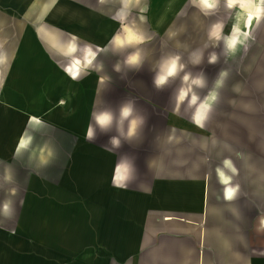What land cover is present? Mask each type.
I'll return each instance as SVG.
<instances>
[{
	"label": "crops",
	"instance_id": "crops-1",
	"mask_svg": "<svg viewBox=\"0 0 264 264\" xmlns=\"http://www.w3.org/2000/svg\"><path fill=\"white\" fill-rule=\"evenodd\" d=\"M159 1L150 22L167 7L176 31L146 51L131 97L109 61L77 78L67 64L152 0H57L70 25L16 32L1 13L0 264H264V0ZM125 102L144 120L131 139ZM102 111L116 119L98 136Z\"/></svg>",
	"mask_w": 264,
	"mask_h": 264
},
{
	"label": "rangeland",
	"instance_id": "rangeland-1",
	"mask_svg": "<svg viewBox=\"0 0 264 264\" xmlns=\"http://www.w3.org/2000/svg\"><path fill=\"white\" fill-rule=\"evenodd\" d=\"M53 1V2H52ZM57 0H51L50 3L48 0H0V15L1 13H7L9 14L10 18L13 19L12 28L14 29V32H16L17 29L22 28L24 25L23 21L26 23H29L30 25H36V24H59V23H66L70 25L74 21V17L70 14H67L63 16L64 9L63 7L61 8H56L53 6ZM84 1V0H82ZM87 1V0H85ZM52 2V3H51ZM141 1H138V4ZM159 0H152V7L151 11H145V13H136L137 15L134 14H129V18L126 20L127 24L126 25H121L117 28L116 36L114 37L113 41H110L107 43V45L104 47L105 49L101 50L98 54H94V60L93 64L89 65L86 67L85 70L88 72H102L104 70L105 62L109 61V65H111L110 71L109 72H115V77L113 74H110L107 72L106 77L108 76H113L114 78H110L111 81H116L118 80L121 82V86L123 91L125 92L126 95L131 97L133 94L132 89H131V80L129 81L128 78L131 74H142L147 68L150 63V59L144 61V57L146 56V51L152 46L156 40L162 39V33L166 32V36L172 35L176 30H175V25H171L167 27L166 23L171 22V17L170 19H167V12L165 16L162 18L160 25L162 26L161 28L159 26L156 27V23L153 25L150 22L149 14H154L153 9L158 6ZM57 4V3H56ZM52 5V6H49ZM161 5L156 8L155 12L161 10ZM188 6V11L186 12L187 15L188 13H191L189 11ZM159 8V9H158ZM52 11V12H51ZM52 13V19L48 18H43L44 15H48V13ZM25 16L26 14H28ZM33 13V14H32ZM157 13V12H156ZM167 19V20H166ZM136 20H138L136 22ZM53 21V23H52ZM149 21V22H148ZM148 23V24H147ZM7 22L6 20H1L0 21V30L2 28L7 27ZM150 24V26H149ZM238 23H236L237 26ZM131 25L133 28H127L126 26ZM235 26V27H236ZM198 28V26H197ZM16 37L15 40L17 39V35L13 33ZM6 40V41H5ZM163 40V39H162ZM161 40V41H162ZM1 41V39H0ZM4 44H7L8 40L5 38ZM3 43V42H2ZM4 44H0V55L3 53L2 51V46ZM14 46V43L12 46H10V50H12ZM91 50V49H90ZM92 51V50H91ZM155 52L157 51L156 49L154 50ZM93 52V51H92ZM85 53V52H84ZM84 53H82L81 57L75 56L74 58L72 57L69 59V63H71L74 59L79 60L82 64H80L81 69L83 70L84 68ZM94 53V52H93ZM8 61L7 58H4L2 62L5 64ZM112 61V62H111ZM68 63V64H69ZM67 64V65H68ZM142 65V66H141ZM68 67V66H67ZM140 69H139V68ZM139 69V70H138ZM138 70V71H137ZM76 74L75 78H77L80 74ZM97 80L100 81H107L105 78H102L101 75H96ZM109 80V78H108ZM129 81V82H128ZM59 104L61 106L64 105V101H60ZM102 132L100 131L99 128L96 129V135H100Z\"/></svg>",
	"mask_w": 264,
	"mask_h": 264
},
{
	"label": "clouds",
	"instance_id": "clouds-1",
	"mask_svg": "<svg viewBox=\"0 0 264 264\" xmlns=\"http://www.w3.org/2000/svg\"><path fill=\"white\" fill-rule=\"evenodd\" d=\"M165 79H166L165 76H159L158 78H155L154 82L159 87L165 82ZM94 118L100 131L104 134H107V132L112 127L114 120L116 119L112 111H102L96 114ZM125 122H127L128 125V130L126 133V138L128 139L134 137L137 134L140 127L142 126V124L144 123L143 117L136 114L135 106L131 102L123 103L119 109V120H118L117 130L120 132L121 135H125V133L122 131ZM89 131L91 132V134H89L88 132L86 138L94 139V134L91 127ZM109 143L118 146L120 144V140L117 137L111 136ZM4 207L5 210H7L8 206L5 205Z\"/></svg>",
	"mask_w": 264,
	"mask_h": 264
},
{
	"label": "bare ground",
	"instance_id": "bare-ground-1",
	"mask_svg": "<svg viewBox=\"0 0 264 264\" xmlns=\"http://www.w3.org/2000/svg\"><path fill=\"white\" fill-rule=\"evenodd\" d=\"M205 8L208 7L209 5V0H198ZM253 6V4H252ZM251 8V7H250ZM253 10V9H252ZM244 11V10H243ZM169 12V9L166 7L162 13H161V18L159 20V23L161 22L162 18L165 16V14ZM255 12V11H254ZM253 13V12H252ZM252 13H249L248 15H246V18L245 20L241 21V22H238L237 26L235 27V29L237 31H240L241 30V27H243V29H247V28H250L252 27V25L254 24V16ZM256 14V12H255ZM84 58L87 59V62H92L94 59H93V52L91 50H85V53H84ZM80 64H82L79 60H76L74 59L71 63L68 64V67H67V70H69V73L72 75V76H76L77 73H79L80 71ZM174 68H172V70H170L171 72H173ZM66 71V70H65ZM67 74V73H66ZM33 118V117H32ZM40 121V120H39ZM31 124V122H29ZM34 123V122H33ZM32 123V124H33ZM31 124V125H32ZM37 125V124H35ZM22 139V138H21ZM15 140V139H14ZM24 140V139H23ZM16 141V140H15ZM28 141V140H27ZM26 141V142H27ZM23 143V142H21ZM20 145V144H19ZM21 148V147H20ZM18 151V150H17Z\"/></svg>",
	"mask_w": 264,
	"mask_h": 264
},
{
	"label": "snow or ice",
	"instance_id": "snow-or-ice-1",
	"mask_svg": "<svg viewBox=\"0 0 264 264\" xmlns=\"http://www.w3.org/2000/svg\"><path fill=\"white\" fill-rule=\"evenodd\" d=\"M175 66L173 65V68H174ZM169 74H171V71L169 72ZM89 134H91V132L89 131Z\"/></svg>",
	"mask_w": 264,
	"mask_h": 264
}]
</instances>
